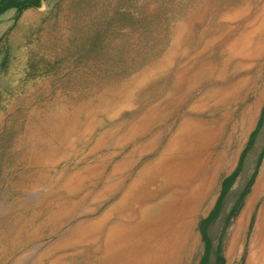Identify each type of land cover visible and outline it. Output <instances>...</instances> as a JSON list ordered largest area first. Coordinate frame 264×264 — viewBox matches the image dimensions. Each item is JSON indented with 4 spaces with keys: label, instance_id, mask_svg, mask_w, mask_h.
I'll return each mask as SVG.
<instances>
[{
    "label": "rangeland",
    "instance_id": "1",
    "mask_svg": "<svg viewBox=\"0 0 264 264\" xmlns=\"http://www.w3.org/2000/svg\"><path fill=\"white\" fill-rule=\"evenodd\" d=\"M0 28V264H198L205 248L199 222L237 166L264 105V0H46L18 16L15 8L6 10ZM184 119L198 120L195 146L212 148L199 174L218 152L225 162L192 213L191 246L180 250L171 242L161 251L165 257H144L140 238L143 246L155 243L148 233L172 224L171 209L168 217L155 212L142 220V200L111 207ZM185 135L187 147L192 135ZM256 138L219 203L225 227L219 234L220 223L202 224L206 241L221 240L224 264L257 258L252 238L264 207V181L229 247L235 223L264 177V156L240 210L228 212L240 204L264 128ZM163 188L148 185L144 192L157 195ZM106 212L103 222H92ZM126 213L135 229L124 236L134 256L104 244L110 223ZM79 224H88L81 233L75 232Z\"/></svg>",
    "mask_w": 264,
    "mask_h": 264
},
{
    "label": "bare ground",
    "instance_id": "2",
    "mask_svg": "<svg viewBox=\"0 0 264 264\" xmlns=\"http://www.w3.org/2000/svg\"><path fill=\"white\" fill-rule=\"evenodd\" d=\"M138 3H139V1H138ZM68 10H70V9H68ZM115 10H116V8H115ZM73 13H74V10H73ZM47 14L49 15V13H47ZM123 14H125V13H123ZM120 15H122V14H120ZM129 15H130V13H129ZM124 16H126V15H124ZM108 18H110V17H108ZM104 19H106V18H104ZM65 20H67V19H65ZM106 20H104V21H106ZM111 20H112V18L110 20H108V21L111 22ZM30 22H31V20H30ZM117 22H118V18H117ZM107 23H109V22H107ZM107 23L104 24V25L106 26ZM16 25H17V23H16ZM122 25H124V24L122 23ZM19 26H23V25L21 24ZM51 26H52V24H51ZM66 26H67V24H66ZM47 28H49V27H47ZM77 28H79V27H77ZM22 29H23V27H22ZM113 30H115V29H113ZM44 32H46V31H44ZM116 32H118V31H116ZM122 35H124V34H122ZM102 36H100V37H102ZM18 38H20V37L18 36ZM22 41H23V39H22ZM70 41H72V40H70ZM79 41H81V40H79ZM105 43H107V42H105ZM8 44H9V42H8ZM100 45L98 47H100ZM94 47L96 48V46H94ZM67 48H68V46H67ZM61 51H62V49H61ZM81 51H83V50H81ZM97 52H96V55H97ZM4 53H6V52H4ZM6 54H8V52ZM29 55H30V53H29ZM8 57H9V54H8ZM41 57H42V55H41ZM6 59H7V57H6ZM3 64L1 66H3ZM9 67H10V65H9ZM0 69H1V67H0ZM37 70H39V69H37ZM46 70H47V68H46ZM8 71H9V69H8ZM11 71L13 72L12 68H11ZM109 105L110 104H108V106ZM113 106H114V104H113ZM197 123H198V120L184 119L181 122V124L179 125V127L177 128V130L174 132L173 136L168 140L166 146L160 152V154L157 157H155L152 161H150L149 163H147L146 165H144L138 171V173L136 174V176L130 181V183L126 186L125 190L119 196V198L116 201V203L111 207V209L116 210L120 205L133 206L137 202V199L142 200V204L140 206V217H141L142 220L147 219V214L148 213H152L153 214L155 212L157 214L156 216H158V214L159 215H162L163 214L166 217H168V213H170L169 212V209H171L172 215H171L170 218L172 219V224H170V225H168V226H166L164 228L157 229L156 231H149V233H148L149 236L155 237V243L149 242V243H147V245L143 246L145 237L144 238L143 237L140 238V240H142V247H141V250L140 251H142V253L145 254L144 257H165L166 255H161V251L162 252H165L166 249L163 248V247H166L168 245V243H171V242H172L171 243V247H175L176 249L179 247L180 250L182 249V245L184 247L191 246V244H190L191 237L189 235V223L191 221L192 213L194 212L195 208L199 206L201 200L203 199L201 197L203 195H205L206 193L209 194V191H210V190H208L209 185H207L208 179L216 172V170H218V168L220 170L222 168V165L225 162L224 155L222 153H219L218 152L216 155L219 158V164L217 162V157H216V159L212 163V165L208 169H206L204 171L205 174H204V172L202 174H199V172L201 171V169L204 166V164L206 165V161L210 158V156L212 154L211 153L212 152V148L210 150L208 149V148H210V145H208V146L207 145H204V147H201V148H200V146H195L196 143H197V141L199 140V138L197 139V134L199 133V131H198V129L193 128V127L197 126ZM136 126H138V124L135 125L134 129L136 128ZM106 133L109 134V135H111V134H113V131L112 130L111 131H106ZM185 133L186 134H189V135H192V137L189 138V140L192 139V142H190V144L187 147H186L187 137H186ZM103 137H106V135H102L99 138V140H101ZM121 140H122V138H121ZM191 147H192V151H191V154L192 155L190 156V153L187 152V149H189ZM202 148H204V156L203 157H200V149H202ZM221 156H223V157H221ZM226 161H228V163H231L232 162V155L230 156L229 159L227 158ZM169 181L173 182L174 184H173V189L172 190L170 189L169 191H167L163 187H165L166 184ZM263 181H264V177H263V173H262V175L259 177V179L257 180V182H256V184L254 186L253 193L248 198V200H247V202L245 204V210H244V212L241 214V216L237 219V221L235 223V229H234V232L232 234L231 242H230V247H231L230 250H232L234 244L237 241L236 240L238 238L237 237V234H238L237 232H239V230L243 227V225L245 223V215L247 214L248 210L250 209V207H251V205H252L255 197L258 195V193L260 192L261 188L263 187ZM148 185H150V186L151 185H154V186H157V187H160V188H163V189L157 195L154 194L152 196H148V194H146L144 192V189ZM142 190H143V192H142ZM257 201H259V200H257ZM255 204H257V203H255ZM257 205H259V204H257ZM107 216H108V212H106L104 215H102L101 217L97 218L96 220H93V221L91 220V221L93 223L94 222L95 223H101V222H103V220ZM87 225L88 224H85V225L79 224V225H77L76 228H75V232L81 233V231L83 229H85ZM134 229L135 228L133 226V219L129 215V213H126V214H123V215H119V217L116 220L112 221L110 223V225L108 226V231H107V234H106V236L104 238V244L106 245V249H109L110 252H115L113 249H118L120 251H123L124 253H127L130 256L137 255V252L135 251V249H132L133 248V245L130 246V244H128V242H127V239L128 238L124 236V234L126 232H133ZM252 240H253V245L258 247L257 248V251H256V254L257 255L255 256L257 258L256 259L253 258V257L250 258L247 264H264V207H263V209L261 210V212L259 214V219H258V222H257V225H256V230H255V233L253 235ZM154 248L157 249V252H160V255L157 256V254L156 255H152L151 254L153 252V249ZM178 250H176V251L178 252Z\"/></svg>",
    "mask_w": 264,
    "mask_h": 264
},
{
    "label": "trees",
    "instance_id": "3",
    "mask_svg": "<svg viewBox=\"0 0 264 264\" xmlns=\"http://www.w3.org/2000/svg\"><path fill=\"white\" fill-rule=\"evenodd\" d=\"M41 3H42V0H0V15L10 8H15L17 12V16H18L23 12V10L30 8V7H39L41 6ZM262 128H264V105L261 109L256 126L251 131L248 141L240 153L237 166L235 167V169L233 170L231 174L223 178L221 182V189L219 192V196L217 197L215 201L213 209L210 211V213L206 217L202 218L199 222L198 228L200 230L205 248H204V254L201 256L198 264H206L208 257H218L217 259L210 260V264H224L225 263V257H223V249H222L221 240L219 239L218 242H216L215 239L206 241L209 238H207V234L205 232V229L202 228V224L203 222L208 221L210 219L214 220L212 224L213 226L216 225V222H218V224L220 223L219 227L217 228L218 229L217 231L219 232V234L221 233L220 231L225 227V226L221 227V225L223 224V219H221L219 222V216H217V213L219 212V203L222 200L223 195L224 194L226 195V193L230 192L234 181L236 180L238 175L243 171V168L245 165V164L243 165V162L247 161V155H248L247 153L253 149V146L255 142L257 141L256 136ZM263 156H264V144L261 145V150L259 151L255 159L252 171L247 176L245 185L242 188V191L239 193L238 197H239L240 204L237 205L238 207L236 206L235 208H232L231 211H228L230 215L236 216V214L240 210L242 201L245 195L250 191V187L254 182V178L258 172V168L260 166ZM225 222H228V220H226ZM229 223H230V220L227 223V225ZM212 236L217 237V233L212 234Z\"/></svg>",
    "mask_w": 264,
    "mask_h": 264
},
{
    "label": "crops",
    "instance_id": "4",
    "mask_svg": "<svg viewBox=\"0 0 264 264\" xmlns=\"http://www.w3.org/2000/svg\"><path fill=\"white\" fill-rule=\"evenodd\" d=\"M46 0H42V3H44ZM41 3V4H42ZM231 247H229V249H230ZM229 251H231V250H229ZM204 254V253H203ZM223 257H228V256H226V254L225 253H223Z\"/></svg>",
    "mask_w": 264,
    "mask_h": 264
}]
</instances>
